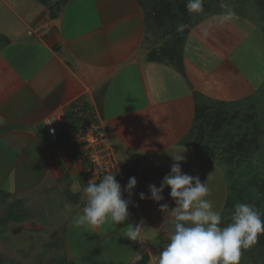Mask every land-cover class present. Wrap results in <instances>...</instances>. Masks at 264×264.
<instances>
[{
    "label": "crops",
    "instance_id": "1",
    "mask_svg": "<svg viewBox=\"0 0 264 264\" xmlns=\"http://www.w3.org/2000/svg\"><path fill=\"white\" fill-rule=\"evenodd\" d=\"M0 3L5 6L0 8V194L22 202L33 197L30 194L65 188L72 210L63 229L73 236V220L82 211L88 184L71 149L68 122H73L75 107L91 108L104 126L114 156H124L116 159L112 171L118 170L117 181L122 189L129 177L137 183L130 196L122 192L132 202L128 221L86 228L85 233L92 245L108 252L100 264H138L145 256L143 264H157L159 252L170 242V226L149 223L155 241L143 227L138 241L125 234L140 218L152 222L169 216L160 205L173 200L170 188L166 186L164 199L155 202L148 186L160 187L159 166L168 162L162 159L178 149H196L187 139L196 102L236 100L257 88L254 75L252 80L236 68L231 55L246 37L234 46L230 37L219 44L216 37L219 47L207 35L218 28L221 33L234 32L239 40L240 25L249 21L228 10L205 13L200 19L192 13L174 17L177 8L164 10V26H157L155 20L147 25L144 11L152 8H142L137 0H114L109 5L107 0ZM215 18L219 19L213 23ZM43 24L47 28L35 34L34 28ZM180 30L182 35L176 36ZM175 47L181 56L178 65L168 59ZM153 50L162 59H151ZM56 115L64 121L55 123L54 139L43 122ZM140 193L146 198L141 200ZM70 235L62 234L72 261L77 248Z\"/></svg>",
    "mask_w": 264,
    "mask_h": 264
},
{
    "label": "rangeland",
    "instance_id": "2",
    "mask_svg": "<svg viewBox=\"0 0 264 264\" xmlns=\"http://www.w3.org/2000/svg\"><path fill=\"white\" fill-rule=\"evenodd\" d=\"M113 1L107 0V4H112ZM152 1L155 0H144L148 3H145L146 8ZM203 4V11L193 13V18L200 19L205 13L228 10L240 13L249 21V24L240 25L238 32L244 38L241 35L239 40L234 32L221 33L218 28H215L216 31L210 29L207 35L212 37V41L216 43L215 46L219 47H222L218 45L219 42L226 37H230L232 44L235 42L233 46L246 37L244 43L233 50L231 55L235 61V67L241 68L251 76L252 80L256 79V84L259 83L251 94L240 96L236 100L225 102L206 100L211 111L215 108L223 110L226 121H222L219 130L205 127L203 133L210 141L207 139L203 141L204 149H198L197 140H194L195 136H190L187 138L188 143L196 149L190 148L189 152L178 149L172 154L175 156L184 151L182 154L185 160L180 162L182 172L198 176L201 182H205L210 189L206 199L212 202L214 210L221 212L222 225L226 226L231 222L234 205L244 203L245 197L257 199L256 185L264 180V0H203ZM0 8H5V6L0 3ZM188 13L189 11H187L189 16ZM218 19L215 18L213 23H216ZM39 26L33 30L37 35L43 31ZM208 32L211 33L208 34ZM178 34L182 35V31L176 33V36ZM216 37L218 44L215 41ZM219 72L221 76L222 71ZM231 74H233L232 70ZM257 75H259L258 78ZM212 79H216L215 75ZM206 84L209 87L211 85ZM196 97L197 100L200 99L199 95ZM244 135H247L245 145L247 151L243 160H223L217 156L218 153H223L227 142H234ZM120 157L124 156L120 154ZM119 158L115 157L118 162L121 160ZM155 160L156 158H152V162ZM162 161L167 165L159 166L161 168L158 174L159 182L162 181L164 175L169 173L173 159L170 156ZM157 163L162 164L160 161ZM186 167H188L187 170ZM152 173L156 174V171L152 169ZM67 195L68 191L65 188L64 190L54 189L44 193L38 192L36 195L30 194L33 197L23 198V201L18 204L14 201L15 198L0 194V264H93V261L100 264L109 257L103 247L91 244L92 240L87 237L88 231L85 233L86 228L74 225L73 236L70 235L72 232L70 234L64 232L66 218L70 215V211L65 208V205L69 203ZM260 203L258 210L264 213V199H261ZM166 204L169 209L165 210L169 211V216L165 215V219H168L171 215V208L175 205L173 200ZM10 207L20 211L21 220L1 221ZM261 219L264 220L263 215ZM143 221V230L150 235V241H153L155 232L152 227H149V223L159 225L163 221L148 222L146 219ZM71 230H73L72 226ZM62 234L65 237L70 235V243L77 248L72 261L64 250ZM242 261L245 264H264V245L256 243L251 248L242 250L239 263Z\"/></svg>",
    "mask_w": 264,
    "mask_h": 264
},
{
    "label": "clouds",
    "instance_id": "3",
    "mask_svg": "<svg viewBox=\"0 0 264 264\" xmlns=\"http://www.w3.org/2000/svg\"><path fill=\"white\" fill-rule=\"evenodd\" d=\"M226 7V5H222ZM186 8L190 13L203 11V0H187ZM0 123H3L0 119ZM173 156L170 171L163 176L160 187L150 184V198L159 202L164 199L162 192L170 188L169 197L174 201L171 215L164 219L161 227L170 226L169 243L158 255L157 264H239L242 250L251 248L257 243L260 234H264V220L253 204L236 203L231 214V222L222 225V214L214 210L213 204L206 199L210 189L201 182L198 176L183 173L181 163L185 160L182 154ZM118 170L104 175L99 183L91 182L84 189V206L73 220L77 227L94 228L106 223L124 224L129 219V196L137 180L129 177L122 186L117 181ZM139 198L145 199L140 193ZM68 211L72 210L66 204ZM161 210L169 209L161 204ZM143 219L131 224L125 234L130 240L138 241L143 226Z\"/></svg>",
    "mask_w": 264,
    "mask_h": 264
},
{
    "label": "trees",
    "instance_id": "4",
    "mask_svg": "<svg viewBox=\"0 0 264 264\" xmlns=\"http://www.w3.org/2000/svg\"><path fill=\"white\" fill-rule=\"evenodd\" d=\"M138 3L142 6V8H146L145 3L147 2H141L142 0H137ZM157 1V2H156ZM187 0H155L149 3L148 8H152L151 10L144 11L148 19L146 18V24L150 25L152 20H155L157 23L156 25H163V20L167 17V13L164 12L165 9H180L177 10L174 13V17L177 15L180 16V13H183L184 15L187 14V8H186ZM204 7V4H203ZM166 13V14H165ZM190 13V12H189ZM193 14V13H192ZM176 21V20H175ZM177 24L176 22H174ZM173 54L169 55L168 59H171V63H175L176 65L181 64V56L180 53L177 52V47L174 48ZM149 57L151 59L161 58V54L158 53L157 50H153L149 53ZM197 98V97H196ZM223 110L220 108H215L213 111H211L210 106L206 102L198 101L195 105V114H194V120L192 122V126L188 132L187 138L190 136H195L194 140L196 141L197 148L198 149H204V140H208V137L205 138L204 130L205 127H209L213 130H219L220 126L222 125V121H226V117L223 115ZM69 127L71 128V120L68 122ZM210 136V135H209ZM247 135H244L242 138H239L238 140L234 142H227L226 147L223 151V153H218V157L223 160H235L240 161L244 159V155L247 151ZM143 158L136 160V161H142ZM256 194H258L257 199H252L250 197H245L244 203L253 204L257 209L260 208V202L261 199H264V180L260 183H257L256 185ZM16 203H21V201H15ZM264 216V215H263ZM22 215L19 210L15 209L14 207H10L7 214L4 215L1 219L2 222H6L8 220H21ZM224 225V224H223ZM221 225V226H223ZM225 226V225H224ZM257 243L259 245H264V234H260L257 238ZM147 261V256L144 258H141L138 262V264H143Z\"/></svg>",
    "mask_w": 264,
    "mask_h": 264
},
{
    "label": "built area",
    "instance_id": "5",
    "mask_svg": "<svg viewBox=\"0 0 264 264\" xmlns=\"http://www.w3.org/2000/svg\"><path fill=\"white\" fill-rule=\"evenodd\" d=\"M44 30L46 26L40 25ZM71 122L70 145L75 160L78 162L81 177L86 184L96 182L116 167V159L104 131L91 108L75 107ZM63 116L47 117L44 125L56 139V122H63Z\"/></svg>",
    "mask_w": 264,
    "mask_h": 264
}]
</instances>
